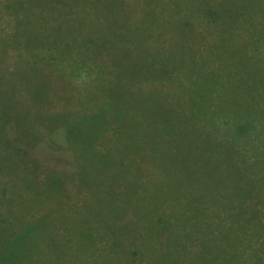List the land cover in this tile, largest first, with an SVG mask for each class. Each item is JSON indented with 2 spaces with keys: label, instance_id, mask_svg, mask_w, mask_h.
I'll return each mask as SVG.
<instances>
[{
  "label": "rangeland",
  "instance_id": "rangeland-1",
  "mask_svg": "<svg viewBox=\"0 0 264 264\" xmlns=\"http://www.w3.org/2000/svg\"><path fill=\"white\" fill-rule=\"evenodd\" d=\"M169 153L221 184L172 194ZM242 188L264 216V0H0V264L160 262L198 217L182 247L232 244Z\"/></svg>",
  "mask_w": 264,
  "mask_h": 264
},
{
  "label": "trees",
  "instance_id": "trees-1",
  "mask_svg": "<svg viewBox=\"0 0 264 264\" xmlns=\"http://www.w3.org/2000/svg\"><path fill=\"white\" fill-rule=\"evenodd\" d=\"M168 118L166 119L168 122L167 125L170 126L172 130H174L176 128V125L175 123H171L172 122L171 119L168 120ZM164 129L167 131L169 130V128L167 127H165ZM179 133L180 131H178V134ZM181 149L183 151L184 146H182ZM107 154H106V157H107ZM171 154L172 153H169V155L166 156V159L170 161L169 170L171 171L172 174L174 173L178 174L177 176L178 180L177 181L172 180L174 181L171 184L170 192L172 194L176 193L175 195H179V189L184 188L182 186L184 183V177L187 179L185 180V187H188V188L191 187L192 191L193 190L198 191V192L204 191V193L206 194H209V193L212 194L213 193L212 187H215L221 184L222 176L215 173L214 169L212 168L208 169L203 164L192 165V167H190L189 169H185L184 163L175 164V162L178 160V157L176 155H171ZM106 162L108 163L110 162L108 157L106 158ZM221 164H222L221 169L230 171L226 165H224L223 163ZM213 167L215 169L217 168L215 166ZM221 169H219L218 171L221 172L222 171ZM230 172H235V170H232ZM201 185H203V188L201 187ZM141 187L144 188L143 185ZM169 188H170V185H169ZM114 190L121 193L120 196L122 197V203H123L122 208H124L123 211L125 213L126 209H129L131 207L130 205L134 203L132 201L133 199L131 198V195H133L132 192L134 188L131 187V190H130V189H127V187H124V185H121L119 189L117 186L116 189ZM240 191L243 194L244 200L239 201L237 204L235 201H232V204L230 203L231 207L234 209H237L239 207L238 208L239 211L252 210L253 212L251 213L250 219H246L242 221L238 220V223L240 224L230 226L229 229L234 234L232 244H228L226 242L225 245H220V243L218 242L219 245L217 246V248L212 246L211 249H209L208 246L205 245L202 248L197 247L193 251L188 250L187 246L182 247L179 241L183 239V242H184L185 237H187L185 234L186 231L191 232L190 238L189 237L188 238L191 239L192 242L193 240H196V242H199V239L201 238L199 237L200 236L199 234H202L203 232L201 230L202 225L197 223V221L200 220L198 217L196 218V220H194L191 223V227L187 230H185L184 228H182V226H179L178 224H175L171 229H167L172 235L175 236V239L173 240L174 243L171 246L168 243H164L163 249L166 251V254L164 253L163 259H159L160 262H156V260L150 261L148 258V255H149L148 251L143 250L141 247L135 245L134 241L130 240L131 239L130 237L124 238L122 240L123 243H120V239L111 240L113 244L107 245V248H108L107 254L114 255V253L117 254V252H121L126 258H132V259L139 258L138 262H141L140 264H263V258L261 255L252 253L251 256H253L254 259L251 261L250 257H246L245 259H242V257L245 256L243 252L232 249L233 246H236L237 243H240L244 240H246L247 242H250V239H248V234H251L253 236L261 235V238L264 242V216L263 215L257 216L256 212L257 213L259 212L256 211L255 207H253V209H248L246 208L247 204H245L244 207H241L243 203H246V197L249 194H248V190L244 188L240 189ZM150 195L152 197L157 198V195L155 194H150ZM180 200L185 201L182 199V197ZM187 201H185V203ZM196 211L200 212L198 207H196ZM134 214L136 215L138 214V212L135 211ZM201 214H204V213L201 211ZM214 215L215 213L212 216ZM201 216H202L201 218L205 222H209L208 215L207 216L201 215ZM133 238L135 237L133 236ZM212 241H214L213 238L208 240V242H212ZM190 249H193V248H190ZM144 258L146 262L142 261ZM116 264H119V263H116Z\"/></svg>",
  "mask_w": 264,
  "mask_h": 264
}]
</instances>
